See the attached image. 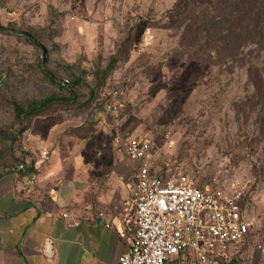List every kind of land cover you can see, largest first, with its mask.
<instances>
[{
    "label": "rangeland",
    "instance_id": "1",
    "mask_svg": "<svg viewBox=\"0 0 264 264\" xmlns=\"http://www.w3.org/2000/svg\"><path fill=\"white\" fill-rule=\"evenodd\" d=\"M180 1L0 0V131L11 138H0V175L28 156L31 120L21 123L13 104L73 89L81 105L72 110L84 111L53 108L44 119L59 140L74 136L77 152L97 160L111 150L128 160L127 144L148 139L154 172L244 190L250 235L231 251L264 264V110L237 107L264 84V53L247 39L264 31V0Z\"/></svg>",
    "mask_w": 264,
    "mask_h": 264
},
{
    "label": "crops",
    "instance_id": "2",
    "mask_svg": "<svg viewBox=\"0 0 264 264\" xmlns=\"http://www.w3.org/2000/svg\"><path fill=\"white\" fill-rule=\"evenodd\" d=\"M50 116L34 119L28 131V156L20 160L28 173L0 175V264H118L128 252L119 232L132 215L125 201L136 164L112 150L98 160L77 152L74 136L57 138ZM69 222L78 225L69 229ZM241 259L230 251L220 264ZM169 264H189V257L180 254Z\"/></svg>",
    "mask_w": 264,
    "mask_h": 264
},
{
    "label": "built area",
    "instance_id": "3",
    "mask_svg": "<svg viewBox=\"0 0 264 264\" xmlns=\"http://www.w3.org/2000/svg\"><path fill=\"white\" fill-rule=\"evenodd\" d=\"M68 84L65 80L62 85ZM118 107L115 101L109 113H116ZM126 155L136 167L134 187L125 201L132 215L119 232L128 252L118 264H169L180 254L189 257V264H220L232 247L249 237L244 190H202L178 170L154 172L156 154L148 139L128 143ZM16 172H27L26 166L20 164ZM77 225L69 222L67 228ZM51 249L47 242L46 256Z\"/></svg>",
    "mask_w": 264,
    "mask_h": 264
},
{
    "label": "trees",
    "instance_id": "4",
    "mask_svg": "<svg viewBox=\"0 0 264 264\" xmlns=\"http://www.w3.org/2000/svg\"><path fill=\"white\" fill-rule=\"evenodd\" d=\"M185 0H181L179 2V5H182L183 2ZM264 31L261 30L260 28L256 27V29L254 30V32L252 33L251 36H249L248 42L250 43V45L252 46H256L257 48H259V52L264 53ZM113 64H115V62L112 63L111 67L113 66ZM42 74L47 78V80L55 86H58L59 88L61 87V83L55 75L49 74L47 72H45V70L42 69ZM75 85H77V83L79 84V82L75 81L74 82ZM74 85V87H75ZM62 91L66 92L68 94L67 98H59V97H49L45 100L42 101H31V102H27L25 104H18V103H14V111L16 114V118L18 120H20L21 123H24L25 121H30L29 125L23 129V132L25 131H29L31 126H32V122L34 119L36 118H41V117H47L50 116L52 114H50V112H52L53 108H59L60 110H53V113H71V112H81L84 110H72V109H77L80 107L81 105V101L79 98V96L77 95V93L73 90L70 89L68 92L66 91L65 88H60ZM252 98V97H251ZM248 98L246 99V101H240V103L237 104L238 110H264V84L261 88L260 93L258 94H254L253 93V99ZM91 97L88 99V101L85 102V104L82 107H86L88 108L90 106V102H91ZM256 101V103L254 104L253 102ZM0 138L4 139H10L11 138L9 136H6V133H4L3 131H0ZM13 143V141H12ZM16 161V160H15ZM14 162H11L7 168H4V170H6L4 173L8 172L9 170H7L8 168H12L15 169L20 165V164H24L22 163L20 160H17L16 162H18V164H14ZM25 165V164H24ZM27 172L28 173V167L26 166ZM21 174H24V172H19ZM246 198V196H245Z\"/></svg>",
    "mask_w": 264,
    "mask_h": 264
}]
</instances>
